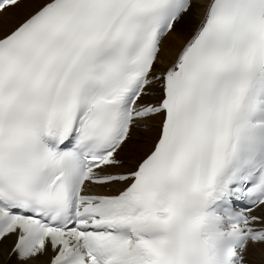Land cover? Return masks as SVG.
<instances>
[{"label": "snow or ice", "instance_id": "snow-or-ice-1", "mask_svg": "<svg viewBox=\"0 0 264 264\" xmlns=\"http://www.w3.org/2000/svg\"><path fill=\"white\" fill-rule=\"evenodd\" d=\"M0 264H264V0H0Z\"/></svg>", "mask_w": 264, "mask_h": 264}]
</instances>
